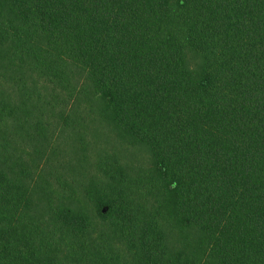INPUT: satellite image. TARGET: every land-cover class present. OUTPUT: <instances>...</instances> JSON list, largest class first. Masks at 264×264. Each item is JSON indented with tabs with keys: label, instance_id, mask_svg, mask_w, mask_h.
Here are the masks:
<instances>
[{
	"label": "trees",
	"instance_id": "obj_1",
	"mask_svg": "<svg viewBox=\"0 0 264 264\" xmlns=\"http://www.w3.org/2000/svg\"><path fill=\"white\" fill-rule=\"evenodd\" d=\"M3 67L29 99L81 70L152 167L103 157L94 217L52 194L35 213L43 181L4 138ZM165 223L195 229V251H171ZM0 264H264V0H0Z\"/></svg>",
	"mask_w": 264,
	"mask_h": 264
},
{
	"label": "rangeland",
	"instance_id": "obj_2",
	"mask_svg": "<svg viewBox=\"0 0 264 264\" xmlns=\"http://www.w3.org/2000/svg\"><path fill=\"white\" fill-rule=\"evenodd\" d=\"M200 64L199 57L189 55V66L195 74ZM1 73L5 76L3 82L10 99L18 105L16 119L3 124L4 138L12 146L11 153L32 165L35 178L43 181L35 195V213L46 209L45 196L52 194L57 204H67L94 217L90 189L93 183L105 179L99 168L103 157L117 155L123 169L131 176L152 167L149 147L123 136L114 124L103 120L100 111L89 102L99 106V98L88 87L81 70H75L73 91L57 92V100L53 84L41 82L39 91L43 97L33 93L29 99L27 92H21L17 86L22 73L14 74L5 67ZM34 87L29 79V88L34 90ZM87 88L89 92H85ZM163 228L171 251L183 249L191 254L198 247L195 229L166 223Z\"/></svg>",
	"mask_w": 264,
	"mask_h": 264
}]
</instances>
